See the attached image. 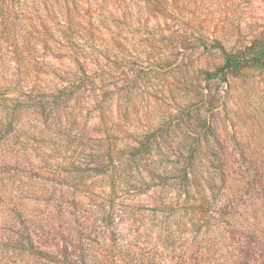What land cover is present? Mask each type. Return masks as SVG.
I'll list each match as a JSON object with an SVG mask.
<instances>
[{
  "label": "rangeland",
  "instance_id": "obj_1",
  "mask_svg": "<svg viewBox=\"0 0 264 264\" xmlns=\"http://www.w3.org/2000/svg\"><path fill=\"white\" fill-rule=\"evenodd\" d=\"M264 0H0V264H264Z\"/></svg>",
  "mask_w": 264,
  "mask_h": 264
},
{
  "label": "trees",
  "instance_id": "obj_2",
  "mask_svg": "<svg viewBox=\"0 0 264 264\" xmlns=\"http://www.w3.org/2000/svg\"><path fill=\"white\" fill-rule=\"evenodd\" d=\"M248 62L264 64V45L247 57L244 56L239 58L235 57L234 55L224 53V62L217 72H225L232 70L236 71L240 68L241 65L246 64Z\"/></svg>",
  "mask_w": 264,
  "mask_h": 264
}]
</instances>
